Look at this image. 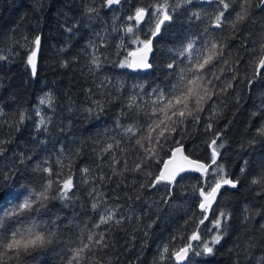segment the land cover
Wrapping results in <instances>:
<instances>
[{"label": "snow or ice", "instance_id": "6c2138e0", "mask_svg": "<svg viewBox=\"0 0 264 264\" xmlns=\"http://www.w3.org/2000/svg\"><path fill=\"white\" fill-rule=\"evenodd\" d=\"M81 2L84 4L85 0ZM35 3L40 5L37 11L42 10V0ZM194 3L201 7H188ZM125 5L130 10L124 20L117 24L120 18L114 15L112 27L102 32L93 31L81 49L88 58L92 84L85 89L87 102L83 106L74 109L70 102L67 108L69 113L75 111L79 118L89 121H99L109 111L115 113L111 126L105 124L102 134L97 133L94 138L90 148L92 165L73 168L74 159L88 147L87 140L77 139L73 133V144L68 145L64 140L69 137H57L50 131L58 130L61 134L72 131L71 120L65 123L56 118L57 97L53 90L40 95L31 110H20L16 120L0 106V157L3 158L0 165L7 163V168L0 167V264H46L40 258L49 252L58 253L59 264H106L105 258L116 246L117 230L126 233L132 226L133 233L139 230L146 240L162 219L160 213L164 208L176 203L173 197L187 179L185 174L198 173L197 184L192 189L197 197L192 203L198 212H193L183 225L161 241L153 260V264H193L194 257H214L217 245L227 235L232 213L220 202L225 194L222 189H238L241 177L247 173L253 194L264 198V163L250 169L245 160L240 176L230 174L223 163H218L220 149L224 147L221 140L224 131L214 123L219 115L216 105L227 106L224 98L237 81L250 93L257 79L264 80L261 72L264 38L258 45L255 40L251 41L248 50L253 73L243 78L236 70L238 58L229 63L231 48L223 38L225 32L231 39H237L241 31L251 35L250 25L264 13V0H99L100 8L114 14ZM181 8L189 21L207 19L211 28L222 31L213 33L205 29L203 38L198 35L171 48L164 62L167 71L159 84L148 86L134 82L125 90L124 82L115 81L105 71L106 66L135 73L152 69L154 41L160 43L157 37L161 36L163 26L171 24ZM61 15L65 16L61 27L68 38L59 51H66L71 47V38L79 35L78 29L98 19L100 13L92 0L91 4H85L80 18ZM261 30L264 31V27ZM113 33L119 34L113 38ZM41 40L37 32L34 37L25 36L24 43L20 44L26 51L23 63L33 77L37 75ZM241 46L247 49V45L242 43ZM19 55V51L11 49L5 55L0 49V61ZM71 62L65 60L60 66L68 68ZM233 97L237 109L246 102L235 92ZM67 98L71 101L70 96ZM113 104L115 108L111 107ZM250 115L261 119L247 141L248 147L264 142V96L254 104ZM202 116L206 118L204 131L211 133L204 142L210 152L208 162L196 158L190 151L192 146L186 147L183 143L189 118L194 125H199ZM26 120L33 121L37 134H45L33 137L43 146V155L36 160H32L33 152L15 149L9 156L5 155L9 152L5 145L15 142V134ZM5 127L9 130L7 134ZM29 160H32L31 165L27 163ZM21 173L25 187L19 192L9 190L7 181ZM81 186H86L83 199L79 196ZM153 194H158L157 198L149 203L145 197ZM51 201H60L74 212L86 204L93 216L87 217L89 223L84 224L83 229L77 227L70 238L65 229L73 222L61 224L59 215L50 214L51 209L48 213L43 211ZM261 215H264V205H245L242 210L244 231L248 232L255 218ZM256 230L264 233V223ZM132 239H136L135 235ZM253 241L254 237L249 235L243 246L237 243L234 264H239L241 252L251 264H264V252L253 255L252 250L257 247ZM204 264H208L207 259Z\"/></svg>", "mask_w": 264, "mask_h": 264}, {"label": "trees", "instance_id": "16d2710c", "mask_svg": "<svg viewBox=\"0 0 264 264\" xmlns=\"http://www.w3.org/2000/svg\"><path fill=\"white\" fill-rule=\"evenodd\" d=\"M92 0H85L82 4L81 0H42V10L37 11L40 7L35 3V0H0V49L5 55H8L9 50L19 51L20 55L10 58V60L0 61V106L3 107L5 113L12 119H18V113L22 109L31 110L36 104L37 98L44 92L53 90L57 97V117L65 123L72 121V131L61 134L58 130L54 131L55 136L61 135L69 137L64 140V143L71 145L73 140L72 134L75 133L77 139H85L88 141V147L84 148L80 157H76L73 162V168L79 169L82 166L93 164L90 151L94 144V138L97 133L102 134V129L105 124L109 127L112 124L115 113L109 111L101 120H85L79 118L75 111L69 113L68 105L71 102L73 108H80L87 102L85 89L92 84V78L88 72V58L84 56L81 49L84 48L85 42L93 31L102 32L110 29L113 24V16H119L116 21L119 24L124 20L125 14L130 10L128 5L118 13H113L111 10H106L99 7V0H95L99 18L88 23L85 27L78 29L79 35L71 38L69 47L66 51H59L64 46L65 40L68 38L61 24L65 21V13L68 16L80 18L83 13L85 4H91ZM135 2V0H133ZM191 8H200L201 5L194 3L189 5ZM203 7H208L204 5ZM259 11V10H257ZM252 34L248 35L244 31L240 32L237 39H231L228 32L224 33V39L231 48V64L238 58L236 70L238 75L243 78L245 75L252 76L253 67L249 64L251 52V41L255 40L257 45L261 38H264V13H260L250 25ZM208 32L218 33L221 29L211 28L207 19L201 21H189L183 8L178 10L177 16L174 17L171 24H165L161 31V36L157 37L160 41L155 45L153 53L155 57L154 67L143 74H137L127 69H120L111 65L106 66L105 71L115 81L124 82L125 90L135 83H144L152 86L159 84L163 79V73L167 71L164 67V62L167 60L169 50L179 47L181 42L186 39L200 36L203 38L204 30ZM14 30V31H13ZM37 32L41 35V48L38 56L37 75L33 77L30 69L25 67L23 58L26 56L25 49L20 47L24 43V37H34ZM119 33H113L115 38ZM19 41V43H15ZM247 45V49L241 45ZM106 51V49H101ZM76 57L73 61L72 58ZM116 57H113L115 59ZM72 61L68 68H62L60 65L65 61ZM264 73V69H261ZM233 92L243 96L246 102L242 103V107L237 109L234 102ZM71 97V101L67 98ZM264 96V80L257 79L252 85V91L249 93L244 84L234 85L233 89H229L227 97V106L217 104L219 115L215 117V126L224 131L221 140L224 141V147L220 149L221 156L218 163H223L225 169L233 176H240V168L245 160L248 161L249 168L255 169L264 163V142L248 147L247 141L255 128L260 123V117H251V111L254 104L259 102V98ZM211 103V102H209ZM115 108L116 105L111 106ZM207 111V105L205 106ZM34 119L38 120V117ZM205 117H201L199 125H194L192 118H189L187 127L183 132V143L185 146L191 145V152H194L195 157L202 161L208 162L210 152L207 150L204 143L211 137V133L204 131ZM230 121V123H229ZM99 124L100 127H96ZM225 125H227L225 129ZM251 125V126H250ZM91 129L92 131H89ZM5 133L9 131L7 127ZM45 135L43 132L37 134L33 121L26 120L21 130L15 134V142L5 145L9 153L15 149L17 152H33L32 160H36L43 155V146L36 143L34 136ZM90 137L92 139H90ZM219 143V141H218ZM241 145H244L242 148ZM49 151L52 150V145H48ZM12 159V157H9ZM3 158L0 157V160ZM32 160L27 161L29 165ZM7 168V163L0 165ZM23 168V165L19 166ZM28 174H31V168L28 169ZM23 174L16 175L12 180L7 181L8 189L13 192H19L25 187V182L21 178ZM247 173L241 177V186L238 189H222L224 194L223 201H220L232 213V219L229 221L227 235L220 245H217V253L214 257H194L193 264H204L207 259L208 264H234L236 259L235 246L239 243L241 246L245 244L249 235L254 237V243L257 245L252 250L253 255L259 256L264 252V233L257 231L259 224L264 223V215L257 216L252 225V228L245 232V225L242 224V210L245 205L249 207H260L264 205V198L255 196L251 191L250 181L247 179ZM187 179L180 185L179 189L173 197L176 202L170 208L165 207L160 213L162 219L151 229V235L145 240L142 233L137 230L133 233L132 226L128 227L127 232L116 231V246L109 256H107L106 264H153L154 258L157 256V249L162 240L171 235L177 228L184 224L185 219L190 217L193 212H198L192 201L197 197L193 194L192 189L196 186V178L199 174H187ZM85 187L81 186L79 196L83 199L85 196ZM154 192V190H153ZM158 194L148 195L145 199L151 203L157 198ZM51 209V215H59L61 224L67 225L68 221L73 223L67 225L65 231L68 237H72L77 227L83 229L84 224L89 223L87 217L93 216L91 210L85 204L83 208L77 207L75 212L72 208H65L60 201H51L48 209H44L48 213ZM151 216V213H149ZM136 239L133 240L132 236ZM143 241V243H142ZM57 252H49L46 256L41 257L46 264H59L57 260ZM239 264H251L250 261L244 259L241 252Z\"/></svg>", "mask_w": 264, "mask_h": 264}, {"label": "water", "instance_id": "95a60500", "mask_svg": "<svg viewBox=\"0 0 264 264\" xmlns=\"http://www.w3.org/2000/svg\"><path fill=\"white\" fill-rule=\"evenodd\" d=\"M151 69H149V70H145V71H141V72H139V73H137V74H143V73H146V72H148V71H150ZM187 174H192V173H186L185 175H187ZM194 174H198V173H194ZM222 191V190H221ZM214 207H215V205H214Z\"/></svg>", "mask_w": 264, "mask_h": 264}]
</instances>
